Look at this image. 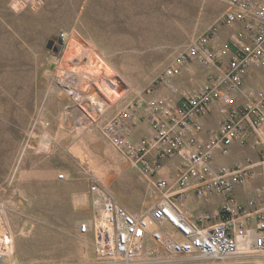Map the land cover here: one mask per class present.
Listing matches in <instances>:
<instances>
[{"label": "rangeland", "instance_id": "374dc122", "mask_svg": "<svg viewBox=\"0 0 264 264\" xmlns=\"http://www.w3.org/2000/svg\"><path fill=\"white\" fill-rule=\"evenodd\" d=\"M36 1L32 8L29 0H0V221L5 212L11 224L0 230V242L15 232V264H106L97 257L92 234L78 232L103 208L91 187L137 215L157 193L107 141L101 126L135 100L141 105L155 97L176 101L207 82L209 74H192L186 84L179 74L169 89L160 76L216 20L223 3ZM50 40L54 44L47 48ZM102 56L112 70L103 68ZM248 87L261 86L253 81ZM94 96L107 97L92 113ZM135 115H141L140 105ZM140 127L152 135L140 119L135 142ZM91 166L102 177H95ZM161 174L167 178L168 171ZM163 256L160 247L145 242L133 264H251L250 258L167 261Z\"/></svg>", "mask_w": 264, "mask_h": 264}, {"label": "built area", "instance_id": "2783aa9c", "mask_svg": "<svg viewBox=\"0 0 264 264\" xmlns=\"http://www.w3.org/2000/svg\"><path fill=\"white\" fill-rule=\"evenodd\" d=\"M220 1L223 9L216 20L160 76V83L170 89V79L196 63L211 70L207 82L184 92L179 103L165 96L143 105L135 100L101 126L107 141L157 193L141 215L106 195L101 214L92 223L79 226L81 235L92 234L97 257L106 264H133L145 242L160 247L167 261L250 258L251 264H264V82L257 90L243 84L248 77L258 82L248 74L250 66L264 70V0ZM238 24L241 27L229 42L219 45L220 30ZM217 101L223 105V122L197 148L194 136L202 128L195 119L207 114ZM139 105L141 115L137 117ZM140 119L147 122L152 135L135 142ZM233 144L251 148L259 160L214 168V153L228 156ZM174 156L180 158V164L176 176L168 179L161 174L162 162ZM254 168L260 169L261 183L241 202L235 189L252 179ZM97 189L91 187V191ZM188 192L205 202L217 196L220 204L213 213H188L181 206ZM14 262L0 248V264Z\"/></svg>", "mask_w": 264, "mask_h": 264}, {"label": "crops", "instance_id": "0c3cea01", "mask_svg": "<svg viewBox=\"0 0 264 264\" xmlns=\"http://www.w3.org/2000/svg\"><path fill=\"white\" fill-rule=\"evenodd\" d=\"M240 27L241 26L239 24L231 28L223 27L217 37L218 44H227L232 36L236 33V31L240 29ZM191 65L192 63L180 70V74H183L184 76V79L180 80L181 83L186 84L188 78L191 77L192 74L211 73V70H209L208 68L202 67L198 69L191 67ZM247 71L250 76L252 75L254 77H257L258 82L256 83L258 84H256V86L262 85V83L264 82V70L255 69L254 67L250 66ZM252 82L253 79L249 77L244 79V87L249 90H255L252 87H248L252 84ZM180 99L181 98H178L176 102L179 103ZM222 106L223 105L221 102H214L210 106L207 114L195 119V122L202 128V130L197 133L196 136H194L195 146L197 148H200L212 134L218 132L220 125L223 122V115L221 114ZM139 130L141 131L138 133L137 137H148L149 134L144 130V127H140ZM136 141H138V138H136ZM258 160V154L251 148L247 146L241 147L237 144H233L228 156H221L218 152H215L212 158V165L214 168H219L221 166L232 167L239 164H245L247 162L255 163ZM179 164L180 158L178 156H174L173 158L166 159L162 162V169H166L168 171V179H173L176 176ZM259 175L260 169L254 168L252 179H250L244 186L237 187L235 189V195L241 202H245L248 198H250L253 195L255 188L260 185L261 181ZM219 204L220 198L217 196H213L210 198V201L205 202L199 200L195 196L194 192L186 193L181 202L182 208L188 213L194 215H198L201 213H213L217 210Z\"/></svg>", "mask_w": 264, "mask_h": 264}, {"label": "bare ground", "instance_id": "6f19581e", "mask_svg": "<svg viewBox=\"0 0 264 264\" xmlns=\"http://www.w3.org/2000/svg\"><path fill=\"white\" fill-rule=\"evenodd\" d=\"M27 3H29L30 5H31V7L32 8H36L38 5H39V3L36 1V0H29V2H27ZM64 52H65V50H64ZM107 60H104V57L102 56V57H100L99 58V62L101 63V65L103 66V68H105L106 70H109L110 71V69H111V67L107 64V62H106ZM99 63V64H100ZM91 66V65H90ZM99 67V66H98ZM112 70V69H111ZM64 71V70H63ZM64 73V72H63ZM65 74V73H64ZM62 75V74H61ZM87 76V75H86ZM61 77V76H60ZM63 77H64V79H63V81L65 82V76L63 75ZM94 78V77H93ZM92 78V76H90V80L91 81H94V79ZM67 79H70V80H73V77H70V76H67ZM81 80H82V77L80 78ZM60 80V79H59ZM59 82H61V81H59ZM62 84V83H61ZM77 89V88H76ZM96 89H97V87H96ZM107 96H103L102 97V100H99V101H97L96 99H97V97H93V101H94V103H93V105H89L88 107V109H90V111H92V113H94V108H93V106H96V105H101L102 107L101 108H103V106H105L106 104H105V98H106ZM109 99V98H108ZM113 102V101H112ZM102 103H103V105H102ZM101 108L99 107L98 109L99 110H101ZM108 109V108H107ZM78 113V112H77ZM38 124V123H37ZM76 149V148H75ZM63 150H65L64 148H63ZM76 150H78V149H76ZM76 150H70V152H72V155L73 156H75V157H78V158H80V156L78 155L79 153L76 151ZM87 156V155H86ZM98 168V167H97ZM89 169V168H88ZM90 169H93L94 170V176L95 177H102L101 176V174H100V171H96L95 170V167L93 166H91L90 167ZM92 171V170H91ZM90 171V172H91ZM97 192H99V195H100V197L102 198V200H103V202H104V199H105V196L106 195H109V194H107V193H105V192H103V191H101V190H99V191H97ZM4 212V211H3ZM2 212V213H3ZM101 214V213H100ZM11 224H10V221H9V218L7 217V215H6V213L4 212V219H1V221H0V230H1V232H6V229H7V227H9V230H10V228H11V226H10ZM8 232V231H7ZM5 234V233H4ZM7 234V233H6ZM6 234H5V238L3 237L2 238V242H0V248H1V251L4 253V255H5V257H7V258H10V259H12V260H14L15 262H16V254H15V252H16V241H15V232H13V230H11V232H10V236L9 237H7L6 236ZM4 236V235H3ZM0 237H2L1 235H0ZM1 239V238H0ZM2 245V246H1Z\"/></svg>", "mask_w": 264, "mask_h": 264}, {"label": "water", "instance_id": "95a60500", "mask_svg": "<svg viewBox=\"0 0 264 264\" xmlns=\"http://www.w3.org/2000/svg\"><path fill=\"white\" fill-rule=\"evenodd\" d=\"M54 42L52 40L48 41L47 48H51L53 46Z\"/></svg>", "mask_w": 264, "mask_h": 264}]
</instances>
